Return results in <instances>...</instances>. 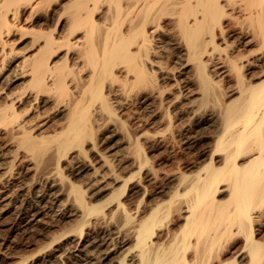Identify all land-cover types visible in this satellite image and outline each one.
<instances>
[{
  "label": "bare ground",
  "instance_id": "6f19581e",
  "mask_svg": "<svg viewBox=\"0 0 264 264\" xmlns=\"http://www.w3.org/2000/svg\"><path fill=\"white\" fill-rule=\"evenodd\" d=\"M176 113L206 141L150 198ZM4 227L44 238L10 264H264V0H0Z\"/></svg>",
  "mask_w": 264,
  "mask_h": 264
},
{
  "label": "rangeland",
  "instance_id": "374dc122",
  "mask_svg": "<svg viewBox=\"0 0 264 264\" xmlns=\"http://www.w3.org/2000/svg\"><path fill=\"white\" fill-rule=\"evenodd\" d=\"M229 21V22H228ZM228 24H230L231 25V21L228 19L227 21H226ZM226 22H225V24H226ZM228 24H226V25H228ZM227 27H229V25L227 26ZM232 39V38H231ZM21 44V45H20ZM19 45H18V47H20V46H22L23 44H24V41L23 42H21ZM134 106H139L137 103H134V104H132L131 106H127L126 108H124L123 110H122V112H120L119 114H123L122 116H124V118H126V113H128V111L131 109V108H133ZM141 109H140V112L142 113L143 111H144V109H143V107H140ZM142 110V111H141ZM175 116V118L176 117H178L179 116V118H176V119H178V121L175 119L174 121H175V123H178V124H176L175 125V123H174V131H175V133L172 135V137L173 136H175L177 139H175V137H171V134H168V138L167 139H169L168 141L167 140H165V141H167V142H165L164 143V140L163 139H161L160 137H158V138H156L152 143H150L149 145L148 144H146L145 145V150L147 151V153L149 154V161H150V165L151 166H153L155 169L157 168V170H158V173L160 174V176H162L161 178H163L164 179V181H163V179L161 180H158L156 183H151L150 185H151V187H150V185H149V191H150V198H154L156 195H157V193H156V195H155V190L157 189V186H159V185H163V184H165V182H166V180H165V173H167V172H169V171H174V170H182V169H184L185 171H186V168L188 169L187 171H189L190 172V165H192L193 163H195L196 161H197V138H195V137H198V140H199V143L201 144V143H203V142H205L206 141V137H205V133H202L205 129H203V127L201 128V127H197V124H194V123H189L190 121V117L187 115V114H183V115H177V113L174 115ZM183 117H184V119H183ZM181 118L183 119V120H181ZM190 118V119H189ZM186 119V120H185ZM187 119H189V120H187ZM186 121V123H185V121ZM181 121V122H180ZM182 121H184L183 123H182ZM187 121H188V123H187ZM192 122V121H191ZM190 124H192V126L190 125ZM185 125H186V127H185ZM189 125V126H188ZM154 126V127H153ZM152 127H150V128H148L150 131L152 130V131H154V130H156V129H159L160 127H162V126H160V125H153ZM159 126V127H158ZM184 126V127H183ZM177 127H178V129H177ZM198 128V129H197ZM176 129V130H175ZM200 129H203V130H200ZM181 130V131H180ZM199 130V131H198ZM186 131V132H185ZM199 133H198V132ZM178 132H182V133H179V134H181L180 136H178L179 134H177ZM184 133H187V134H184ZM190 134V135H189ZM185 135H187V136H185ZM195 138H193L192 136ZM200 135V136H199ZM201 135H203V136H201ZM170 136V137H169ZM178 136V137H177ZM180 137V138H179ZM185 137V138H184ZM193 139H192V138ZM199 137H200V139H199ZM171 138L172 139H174V140H171ZM190 140H189V139ZM186 139H187V141H186ZM192 139V140H191ZM159 140V142H157ZM163 140V141H162ZM176 140V141H175ZM189 140V141H188ZM204 140V141H203ZM180 141H182V142H180ZM184 141H186V142H184ZM201 141V142H200ZM171 142V143H170ZM154 145V146H153ZM157 145V146H156ZM180 145V146H179ZM188 145V146H187ZM191 145V146H190ZM150 146H152V147H150ZM193 146L195 147V148H193ZM191 147V148H190ZM151 157H152V159H151ZM188 161V162H187ZM154 164V165H153ZM187 164H189V165H187ZM186 165V166H185ZM179 166V167H178ZM183 167V168H182ZM178 168V169H177ZM181 168V169H180ZM161 171V172H160ZM160 181V182H159ZM159 184V185H158ZM153 185V186H152ZM156 185V186H155ZM153 187V188H152ZM156 188V189H155ZM152 189H154V190H152ZM155 191V192H154ZM154 193V194H153ZM136 194V195H135ZM141 195V194H140ZM140 195L139 194H137V193H134L133 194V196H132V193L128 196L129 198V201H136V199H137V197H140ZM222 196V197H221ZM226 197V192H222V194H220V196H219V198H225ZM132 198H134V200L132 199ZM1 231H0V241L2 240V238L3 239H5V238H7V239H10V240H13L14 241V239H15V242H18L19 243V246L20 247H22V248H20L19 247V251H21V253L22 254H27L28 252L30 253V251H32V249H33V246L34 245H30L29 247H28V244H30V241H36V239H37V242H39L40 243V241L42 242L43 240H44V238H42V236H40V235H36V237H34L35 235H32V234H29V233H26V232H23L22 231V233H20L21 231H17V232H15V233H13V236H12V234H11V232L8 230V229H6L5 227H4V231H3V228L2 229H0ZM262 231V232H261ZM260 231V235L261 236H264L263 234H264V229L263 230H261ZM1 232H2V234L4 233V236H2V234H1ZM9 232V233H8ZM26 233V234H25ZM9 234V235H8ZM18 235V234H20L19 236H15V235ZM9 236V237H8ZM10 236H12V237H10ZM27 236H28V238H27ZM32 236V237H31ZM2 237V238H1ZM16 237V238H15ZM19 237H20V239H19ZM30 237H31V239H30ZM34 237V238H33ZM38 237H39V240H38ZM23 238H24V240H23ZM42 238V239H41ZM18 239V240H17ZM22 239V240H21ZM28 241H27V240ZM22 241V242H21ZM27 241V242H26ZM23 243H26L25 245L23 244ZM27 245V246H26ZM229 246H227L225 249H224V251H226V252H224V254L226 255V257H228V256H230V254H231V250L233 249V247H231L232 245L229 243L228 244ZM26 246V247H25ZM229 247V250L227 249ZM25 248H26V250H25ZM31 249V250H29V249ZM35 248V247H34ZM24 252H26V253H24ZM223 254V255H224ZM224 258H225V256H223ZM67 260V259H66ZM11 260H9V263H6V262H1V263H3V264H10L11 262H10ZM0 263V264H1ZM61 264L60 263V260H58L57 262H55L54 264ZM67 264V263H66Z\"/></svg>",
  "mask_w": 264,
  "mask_h": 264
}]
</instances>
